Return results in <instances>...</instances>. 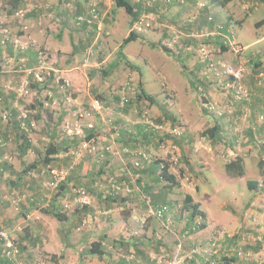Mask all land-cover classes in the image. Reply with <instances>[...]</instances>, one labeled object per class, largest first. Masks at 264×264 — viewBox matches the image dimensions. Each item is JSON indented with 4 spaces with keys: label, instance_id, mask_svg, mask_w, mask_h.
Masks as SVG:
<instances>
[{
    "label": "rangeland",
    "instance_id": "1",
    "mask_svg": "<svg viewBox=\"0 0 264 264\" xmlns=\"http://www.w3.org/2000/svg\"><path fill=\"white\" fill-rule=\"evenodd\" d=\"M9 1L0 0V86L5 87L4 91H0V98L3 101L11 90L16 94L12 96V100L16 103L15 106L2 108V102H0V115L8 112L7 118H4L5 121L18 122L25 117V114L28 115L27 120L33 119V115L37 112L35 110L43 108L47 97L44 92L48 88H53L49 85L59 84L61 90H65L63 86L69 81L59 82L61 79L59 68L64 66L65 60H68L67 62L71 63L70 67L81 66L95 80L96 87L92 95L100 98L106 106V111L103 113L107 117L105 131H111L114 135L122 130L123 133H133L134 126L139 123L145 126V130L151 137L145 146L151 156L144 155V151H139V154V152H132L129 148L124 150L126 154L132 155L128 163L137 170V173L129 174L131 180L129 178L124 180L115 173H112L110 177L106 176L112 185L114 196L118 197L119 202L116 203L118 211L122 212L126 208L133 210V204H142L141 210L135 209L140 217L131 219L128 237L132 238V244L150 241L148 247L144 248L142 253L139 252L140 255L135 248L131 250L129 247H120L114 254L116 256L114 260L125 256L130 260H144L148 264H159L161 257L175 264H188V261L196 262V259L200 262L201 257L192 251L196 244H209L208 242L215 241V247L218 250L215 258L218 264H235L236 260L240 264H258L257 260L264 263V256L256 254L253 250V247L259 246L264 241V224L257 217L256 209L252 210L250 206L248 209L247 204L242 201L245 192L249 191V184L257 183V179H260L257 189L264 193V96H261L264 94V60L261 59L262 62L259 63L260 58L250 44L251 36L247 38L250 30V34L253 33L252 23L263 13L257 12L250 15L252 11L242 7L244 0H239L242 6L235 0L228 7V12L224 11L222 19L216 22L214 10H207L211 3H214L213 0H134L135 5L145 4L147 11L139 14L138 20L132 23L130 14L122 8L123 13L120 15L119 22L111 30V34L103 24L100 26L94 23L91 26L79 23L77 17L86 12L74 14L66 17L69 30L84 31L83 27H86L88 31L92 30L90 34L85 31V35L80 32L77 43H75L76 36L73 37L72 42L75 46H79V49L82 45L89 47V55L85 52V47H82V53L76 48L74 50L78 53L76 57L72 44L70 46L68 44V49L64 50L58 46L52 48L43 43V41L46 42L44 34L47 30L50 29L54 33L60 28V23L56 22L57 18L53 12L49 11L52 14L51 17L47 15L48 12L47 14L44 12L47 5L43 3L47 0H22L17 9ZM258 1L264 2V0ZM95 5L99 7L95 3L91 7ZM173 8L182 10L179 17H172L176 13L172 11ZM18 10L22 12L17 13ZM100 11L102 13L101 8ZM215 11L218 14V10ZM32 13L35 15L31 16ZM101 13L100 21L103 18ZM45 14L46 19L39 18ZM126 14L130 16L129 21L123 17ZM237 17L241 20L239 25L243 26L242 23L245 22L246 27L241 28L239 34L231 30L232 26L239 27L234 22ZM50 18L52 20H49ZM53 22L54 29H51L50 23ZM192 26L194 28L190 29L189 27ZM131 30L138 33V38L130 43L127 49L121 50L119 47ZM188 36L195 39L191 42L190 45L193 47L190 49L186 48L190 46L186 43V38H190ZM239 65L246 70L241 86L226 72L229 66ZM26 78L33 91L30 95L21 97L18 88ZM41 82L44 84L40 85ZM142 87L153 97V101L146 97H138L139 93H142ZM61 93L65 95V91ZM72 95L74 96V92ZM88 105L89 101L85 106L75 108L74 122L70 123L73 131L69 132L70 135L67 133L69 136L85 135V131L77 132L78 127L88 126V122H82V119L100 115H81ZM123 113H126L129 119L123 118L121 116ZM42 126L44 124L40 121L39 126L23 132L21 128H17L16 123L12 124V128L20 136L29 132L42 131L44 130ZM214 126L219 127L222 138L213 141L204 139V132ZM135 129L138 130L136 127ZM190 134H193V139L190 141L194 142L195 148L199 143L202 144L200 147L202 149L209 145H213V148L218 147L215 158L203 155L200 149L194 150L193 156L178 155V149L176 151L174 148L177 144L173 140L180 144V141ZM161 137L163 139H160ZM14 141L12 135L2 140L0 150L6 152L2 155L3 159L10 160V155L14 156ZM42 142L46 143L45 139ZM44 143L39 146L42 151H45L44 147L47 146ZM80 144L81 148L75 151L76 154L93 153L85 150V148L89 150L88 146ZM160 145L165 149H163L165 153L167 152L165 159H162L158 153ZM140 147L141 145L134 144L133 149L140 150ZM98 155L97 153V158ZM107 157L104 154V157L98 158L96 162L100 163ZM137 160L140 161V165H136ZM160 160L171 162L175 168L173 173L176 181H184L186 188L195 187L196 192L217 189L219 194L221 193L218 194V198L224 197V202L227 200L222 204L210 201L212 216L215 217L212 222L215 225L210 227L207 217L203 216L202 227L194 231V235L205 230L206 226H209L210 231L204 235L197 234L196 241L192 242L191 239V226L194 225L195 218H190L183 201L171 204L172 215L169 219H158L154 214L155 210L168 203L156 204L150 196L145 198V191L141 188V183H138L137 174L139 170H142V165L145 162L154 163ZM233 160H240L243 168L245 164L248 165L244 176H238L242 175L239 169L234 170L228 167ZM187 168L191 169L187 172ZM185 173L188 174L185 175ZM28 174L31 180L42 175L48 187H44L47 190L45 192H48L50 196L56 193L60 182L67 176L64 169L52 166L40 172L32 170L31 174ZM168 176L165 175L164 179L160 180L169 184L166 181ZM115 182L123 183L118 192L115 191ZM223 185L230 186L225 190ZM80 188L84 187H78L74 189V192L77 204L82 207L78 192ZM231 190L237 191L238 195L235 196L233 192H230ZM86 191L90 201L87 206L93 207L88 188ZM232 194L236 203L232 201ZM215 198V200L218 199L216 196ZM223 204L228 209L222 212L220 207ZM201 206L200 204V210L206 214V210L203 207L201 209ZM107 212L111 211L108 209ZM101 213H104L103 210ZM101 213L95 211L96 215ZM237 213L240 215L239 219H236ZM244 216L249 222L247 226ZM87 225L88 220L84 219L76 227L78 226L77 230L82 232ZM161 229L168 231L162 233ZM188 230L190 233L187 234ZM17 232H24V227L22 226V230ZM243 232L247 233L245 238L242 237ZM8 233L11 235L9 231ZM11 236L16 239L14 235ZM0 241L3 243L2 239ZM165 242L172 243V246L169 249L166 248ZM177 243L181 246L178 247V244V248L175 249ZM239 249L251 250L252 257L249 259L247 255L239 256L236 253ZM21 250L22 254L18 257L22 264H38V261L49 259L51 255L46 252L47 257L43 255L41 259H38L37 255L28 256L27 252L24 254L23 249ZM94 254L96 258H99L100 254ZM233 256H236V259Z\"/></svg>",
    "mask_w": 264,
    "mask_h": 264
},
{
    "label": "crops",
    "instance_id": "2",
    "mask_svg": "<svg viewBox=\"0 0 264 264\" xmlns=\"http://www.w3.org/2000/svg\"><path fill=\"white\" fill-rule=\"evenodd\" d=\"M71 1L72 0H47L46 3H43L47 5L46 10L43 11L46 14L48 12L47 15L50 17L52 14H50L49 11H52L57 18L56 22L60 23V28L57 32L53 33L50 29L45 32L44 39L46 42L43 41V43L50 45L52 48L58 46L64 50L68 49V44L69 46L72 44V49L75 53L74 56L77 57L78 53L74 51L76 48L79 49V46H75V43H77V36L81 35L80 32L84 34L85 31L90 34V31L92 30L88 31L86 27H83L84 31L79 29L78 31L69 30L66 17L88 12L93 3L98 4L102 10L101 15H103V18L100 21V26L102 24L105 25L104 27H106V29L108 28L109 33L111 34V30L116 26L115 24L119 22L120 15L123 13V7H117L114 0H75V3H72ZM131 1L134 2V0ZM234 1L235 0H230L223 3L222 0H213L214 3H211L207 10H214V16L217 20L216 22H219V20L222 19L224 11L228 12V7ZM237 1L242 6L241 2L239 0ZM9 2L12 3V0ZM243 2L242 7H247V10L250 9L249 11H252L250 15H253V13L257 14V12L263 13L262 16H257L258 19L252 23V35L250 34L251 30L247 34V38L251 36L250 44L256 51L257 57L260 58L258 59L260 63L261 59L264 60V2L258 0H244ZM72 4H74V6ZM135 6L138 9V14L147 11L144 7L145 4H138ZM216 9L218 10V14L215 11ZM172 11H176L172 17H179L182 10L173 8ZM46 14L39 16V18L46 19ZM30 15L32 16L35 14L32 13ZM123 17L127 21L130 20L129 14H126ZM138 18L139 16L137 15V20ZM237 19L235 18L234 22L239 25L241 20L238 19V21H236ZM49 20H52V18ZM26 23L30 22L26 21ZM54 24V22L50 23V26L52 27L51 29H54ZM242 24L243 26H240V24L238 28L232 26L231 30L236 34H239L241 28H246L245 22ZM189 28L193 29L194 26ZM74 36H76L75 43L72 42ZM194 41L195 39L192 37L186 38L187 45H190L191 42ZM36 42L41 41L36 40ZM130 43L124 48L127 49ZM82 47L79 49L80 53L83 52ZM84 47L85 52L88 54V45H85ZM191 47L193 46L190 45L186 48L190 49ZM67 61L68 60H65V63L63 64L64 66L59 68V76L61 77L59 82L67 80L69 81L70 87L68 90H61L59 84L49 85L53 88H48L44 92V95L47 97L44 100V104L42 102L43 108L41 107L39 110H35L38 113L41 112V121L42 124H44V126H42L44 130L37 133L29 132L30 134L26 133V135L22 137L16 134V131L12 128L13 123H16L17 128L20 127L19 122L9 121L4 123L0 116V138L8 139V137L12 135L15 140L14 156L10 155V160H8L9 162L6 165H0V224L7 232L9 231L11 235L16 237L18 241L17 243L21 249H23L24 254L26 252L28 256L35 254L38 256V259H41L43 255L51 253L49 259H42V261H38V264H148V262H145L144 260H130L125 256V259L118 258V260H114L116 257L114 254L120 247H129L131 250L135 248V251L142 253L143 249L148 247L150 241L144 242L143 244H132V238L128 237L131 230V219H138L140 217L135 209L141 210L142 204H133V210L126 208L127 210L125 209L122 212L118 211L116 203L119 202V200L116 195L114 196V191L108 177H110L112 173H115L119 175V177L121 176L124 180H128V178L131 180L129 174L133 172L137 173V170L128 163L130 156L132 155L126 154V151L124 150L129 148L134 153L144 151V155H150L148 150L145 149V146H147V142H149V138L151 137L148 131L145 130V126L139 123L134 126V128L136 127L138 130H134L133 128V133H123L122 130L114 135L111 131H105L104 129L107 128L106 114L82 119V122H88V128L85 126V128L78 127L77 132L79 133L80 130L81 132L85 131V135L80 137L69 136V132L73 131L70 123L73 124L74 122L73 115L76 111L75 108H81L90 101L89 99L93 97L92 91L95 89L96 85L94 84L95 80L88 75L84 68L82 69L81 66L70 67L71 65L69 66V64L71 63ZM43 84L44 82L40 83V85ZM4 88V85H1L0 91H4ZM61 91H65L64 96ZM67 91L71 92L74 108H71V106L66 104ZM72 92H74V96L72 95ZM13 95L16 94L10 90V93H8L2 101V108H5V106H15L16 102L12 100ZM261 96H264V94ZM53 98L58 101V105H53ZM121 116L129 119V116L126 113H123ZM203 136L204 139L210 141L222 138L219 127L213 137L209 134H203ZM43 139H45L46 143L42 142ZM160 139L163 138L161 137ZM192 139L193 134L187 135L185 139L180 141V144L173 140V142L177 144V146H173L176 151L178 149V155L193 156L195 155L193 151L200 149V152L203 151V155L215 158V152L218 147L213 148V145H209L202 149L200 148L202 144L199 143L195 148V146H193L195 145L194 142L190 141ZM199 141L200 140H198V142ZM42 143L47 145L44 147L45 151H42L39 147ZM80 143H83L84 146L88 145L89 150L86 148L85 150L92 151L93 153L89 154L82 152L81 154H84L81 156V154L77 152L79 154V156H77L78 154H76L75 151L81 148ZM134 144L141 145V149L134 150ZM167 144H165V146ZM50 146H55L56 152L48 155L50 161L47 163V149ZM163 149L162 145H160L158 153L162 159H165V157H167V152L165 153V149ZM5 153V151L0 150L1 161H3L2 155ZM97 153L106 154L108 157L104 161L97 163V160H99L96 156ZM173 158H175V155H173ZM49 166L64 169L67 172L66 178L60 182L61 184L53 196H50L48 192H45L47 190L44 187L47 186L45 185L46 182L42 175L31 180V177L28 174V170L40 172L42 169H47ZM247 166L248 165L245 164V169L241 167L242 175L239 174L238 176H244L246 170H248ZM141 168L142 170H139L137 176L139 179L138 183H141V188L145 191V193L143 192L145 198L150 196L156 204L168 203L171 205L178 201H183L184 203L186 195L190 194L195 202L198 201L197 203L202 205L201 209L204 208L206 210L205 216L207 217L209 226L213 227V225H215V223L212 222L215 217L212 216V208L209 204H211L212 201H217V203L220 204L224 202V197L222 199L218 198L219 190L215 189V191H213L211 189H204L199 192L197 190L196 192L195 187L186 188L187 185L184 181H176L173 173L175 172V168L171 162L169 163L163 160L154 163L145 162ZM188 169L190 170L191 168H187V172ZM187 174L188 173H185V175ZM165 175H169L166 180L169 184H165L160 180L164 179L163 176ZM258 181H260V179H257V183L251 182L249 184V191L245 192L242 201L247 204V208L250 206L252 210L256 209L255 211L258 213L260 209V214L256 212V215L264 224V193L257 189L259 186ZM252 185L254 187H252ZM81 186L86 189L88 188L93 207L87 205L81 207L77 204L74 189ZM228 186L230 185H223L225 190ZM230 192H233L235 196L238 195L236 194L237 191L235 192L231 190ZM234 195L232 194V201L236 203ZM215 196L218 198L217 200H215ZM126 199L127 198H125V200ZM232 201L231 203H233ZM108 209L111 212L108 213ZM224 209L226 210L228 208L223 204L220 207V211L223 212L225 211ZM102 210L104 213H101ZM95 211H98L101 214L96 215ZM239 216L240 215L237 213L236 219H239ZM246 218L247 217L244 216V222L247 226L249 222ZM84 219L88 220V225L84 231L80 232L77 230L78 226L76 227V225L80 224ZM154 220L156 221L155 218ZM22 226L24 227V232H17L22 230ZM209 226H206L207 228L205 227V230L197 234L204 235L209 233ZM161 231L162 233H165L168 230L161 229ZM191 231V239L193 242V240L196 241L198 235H194V231ZM79 233L81 234L79 235ZM245 234L247 233L243 232L242 237L245 238ZM231 240L234 241V239ZM93 242L101 243L100 248L103 250V253L100 254L99 258H96L94 253H91ZM244 242L245 241L243 240V243ZM178 244L179 243L175 245V249L181 246V244ZM171 246L172 243L166 244L165 242L166 248L168 247L169 249ZM3 250V243L0 241V264H11V262L4 256ZM253 250L256 251V254L264 256V241L260 243L259 246L253 247ZM187 263L200 264L198 259H196V262L188 261ZM235 264L240 263L236 260Z\"/></svg>",
    "mask_w": 264,
    "mask_h": 264
},
{
    "label": "built area",
    "instance_id": "3",
    "mask_svg": "<svg viewBox=\"0 0 264 264\" xmlns=\"http://www.w3.org/2000/svg\"><path fill=\"white\" fill-rule=\"evenodd\" d=\"M22 11L18 10L17 13H21ZM100 8L98 6H92L89 8L88 12H86L84 15H79L77 17L79 23H85L87 25H93L94 23H98L100 25ZM100 27V26H99ZM205 51V50H204ZM207 67V66H206ZM245 68L242 65L232 67L229 66L226 69V72L230 74L231 77L238 83L239 86L242 85L243 78L245 76ZM70 87L69 82H66L63 88L68 90ZM31 91H33L29 80L26 78L25 80L22 81V83L19 85L18 92L21 97L28 96L31 94ZM69 94L67 93V98H66V104L71 106V108H74L73 106V101H72V96L71 92ZM53 105H58V101L54 100ZM106 111V106L104 102L98 98V97H92L91 100L89 101L88 108L86 110H83L81 112V115L85 116H90L94 114H100L102 115ZM4 118H7L8 112L3 115ZM28 117L27 114H25V117H23V121L21 122L23 127L26 130H30L31 128L36 127V122L33 120L29 121L30 124H28L27 120H25ZM2 145V140H0V146ZM88 145H86L87 147ZM104 157V154H99L98 158L102 159ZM136 165H140V161L135 162ZM54 173H57L56 170H53ZM53 184V182H52ZM115 186V191L118 192L122 186L123 183H114ZM79 196H80V203L85 206L90 203L89 198H88V193L86 189L80 188L78 190ZM155 216L158 219H169L172 215V210H171V205L170 204H164L159 206L155 212ZM202 216L197 214L194 219V225L191 226V229L193 231H196L202 227ZM187 234L190 233L189 230L186 232ZM186 235V234H184ZM161 238V237H159ZM0 239L3 240V254L5 257H7L9 260L13 262V264H22L19 260V257L22 254L21 247L18 245L17 240L13 238L5 229L2 228V225L0 224ZM209 244H201L198 243L196 244L195 248L192 250L194 254H198L201 259H200V264H218L217 258H215V253L218 251L215 247L216 243L215 241H210L208 242ZM239 256H244L247 255L249 256V259L252 257V251L251 250H243L239 249L236 252ZM258 264H264L263 262L257 260ZM159 264H175V262L166 260L163 257L159 258Z\"/></svg>",
    "mask_w": 264,
    "mask_h": 264
},
{
    "label": "trees",
    "instance_id": "4",
    "mask_svg": "<svg viewBox=\"0 0 264 264\" xmlns=\"http://www.w3.org/2000/svg\"><path fill=\"white\" fill-rule=\"evenodd\" d=\"M230 0H222L223 3H226ZM22 2V0H12V4L13 6L17 9L19 7V4ZM115 2V5L117 7H123L125 8V10L130 14L131 16V21L132 23L135 22L137 20V15L138 14V9L136 8L135 4L131 1V0H114ZM138 38V33L135 32V30H131L130 33L124 38L121 46H120V49L122 50L128 43H130L131 41L133 40H136ZM139 98H143V97H146L148 98L150 101H153V97L151 95H149L145 90L144 88L142 87V93L140 92L139 95H138ZM0 102H2L1 98H0ZM2 105V104H1ZM30 114V113H29ZM1 118H2V121L5 123L7 121L4 120V116L3 115H0ZM38 116V117H37ZM40 117V118H39ZM39 118V119H38ZM33 119L34 121L36 122V126H39L40 125V121H41V112L38 113V112H35V114L33 115ZM33 119H29L27 120V118L25 120H27L28 124L29 121L33 120ZM21 120V119H20ZM18 121L19 122V125L20 127L18 128H21L23 132H28L29 130H26L23 125H22V120L21 121ZM218 130V127L217 126H214L212 128H209L207 129L204 133L205 134H209L211 137H213L215 135V133L217 132ZM23 136H25V134H23ZM22 136V137H23ZM0 140H3V138H0ZM56 152V147L55 146H50L48 149H47V155H46V161L47 163L50 161V158L48 157V155L50 154H53ZM9 159H3V161L0 160V165L2 164H7L9 161ZM229 168L231 169H239L242 173V164H241V161L240 160H233L232 162H230V164L228 165ZM165 168V167H164ZM32 170H28V173H30ZM256 183V182H255ZM252 187H254L252 185ZM184 207L187 211L188 214H190V218L193 219L195 218V216L197 214H199L200 216H204L205 217V214L202 210H200V204L195 202L192 195L190 194H187L186 197H185V201H184ZM101 246V243L100 242H93L92 243V246H91V253H98V254H102L103 253V250H101L100 248ZM236 256H233V258L235 259ZM7 258V257H6ZM8 259V258H7ZM9 260V259H8ZM11 262V264H13V262L11 260H9Z\"/></svg>",
    "mask_w": 264,
    "mask_h": 264
}]
</instances>
